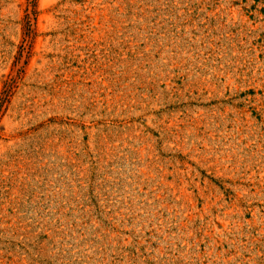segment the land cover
<instances>
[{"label":"rangeland","instance_id":"obj_1","mask_svg":"<svg viewBox=\"0 0 264 264\" xmlns=\"http://www.w3.org/2000/svg\"><path fill=\"white\" fill-rule=\"evenodd\" d=\"M0 264H264V0H0Z\"/></svg>","mask_w":264,"mask_h":264}]
</instances>
